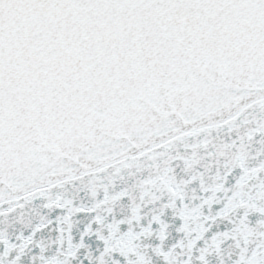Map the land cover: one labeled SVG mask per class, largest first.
Wrapping results in <instances>:
<instances>
[{
    "label": "snow or ice",
    "instance_id": "obj_1",
    "mask_svg": "<svg viewBox=\"0 0 264 264\" xmlns=\"http://www.w3.org/2000/svg\"><path fill=\"white\" fill-rule=\"evenodd\" d=\"M0 264H264V0H0Z\"/></svg>",
    "mask_w": 264,
    "mask_h": 264
}]
</instances>
